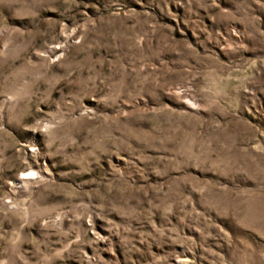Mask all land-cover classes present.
<instances>
[{"label": "rangeland", "instance_id": "374dc122", "mask_svg": "<svg viewBox=\"0 0 264 264\" xmlns=\"http://www.w3.org/2000/svg\"><path fill=\"white\" fill-rule=\"evenodd\" d=\"M0 264H264V0H0Z\"/></svg>", "mask_w": 264, "mask_h": 264}]
</instances>
